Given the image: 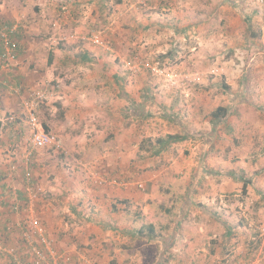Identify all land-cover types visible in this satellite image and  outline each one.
<instances>
[{"label":"rangeland","instance_id":"rangeland-1","mask_svg":"<svg viewBox=\"0 0 264 264\" xmlns=\"http://www.w3.org/2000/svg\"><path fill=\"white\" fill-rule=\"evenodd\" d=\"M4 26L17 28L19 63L35 82L21 95L5 89L11 108L0 103L20 129L3 156L10 173L24 172V199L7 213L28 256L8 249L17 264H36L28 241L39 264H68L51 235L102 223L135 231H112L122 253L153 258L148 243L165 239L158 257L173 255L178 233L205 243L180 249L198 264H264V0H0ZM83 53L90 60L74 64ZM64 84L88 108L60 128ZM219 107L226 117L212 120ZM30 111L53 145L33 147ZM168 136L184 139L158 152Z\"/></svg>","mask_w":264,"mask_h":264},{"label":"crops","instance_id":"crops-1","mask_svg":"<svg viewBox=\"0 0 264 264\" xmlns=\"http://www.w3.org/2000/svg\"><path fill=\"white\" fill-rule=\"evenodd\" d=\"M17 32L18 31H16V33L13 35V40L17 39ZM18 47V60L15 63H4L1 61L3 48L0 43V87L2 86L1 88L3 89L2 95L0 96V103H2V106H5L7 109L11 108V99L8 95L9 93H7L5 89L16 87L15 91L21 95V91L23 90L22 87L25 89H33L32 85H35V82H29L28 69L22 68V63H19L20 57L22 56V50L19 45ZM88 60H90V58L86 53H83L78 58V60H74L73 63L79 65ZM67 63V59H63L61 61V65H66ZM30 77L32 79V75ZM66 86L67 84L61 85L62 92L60 91L61 93L57 96L59 103H56V105L58 104V106H60L61 112L63 114V117H61L62 124L60 125V128L67 126L69 127L71 123L70 121H72L70 119V113L77 116L75 119L78 120L80 117L85 116L84 113H87L86 110L88 108L86 107L88 103L86 102L85 97H82V92H75L73 90V93L71 92V89L68 90ZM51 89L53 93H55L54 90L56 88L52 87ZM70 92L72 93L71 96L69 94ZM22 98L23 97L20 96V99ZM12 103H16L15 98L12 100ZM52 106L54 107L55 105L53 104ZM197 106L198 105L196 104V107H194V111L192 110L190 116L192 129L195 132L198 130L197 128H200V123L198 120L200 110L198 111ZM12 108H14L13 110H17L16 105ZM17 117H19L18 119L20 120V115H17ZM51 125L55 127L56 131H58L59 126L57 124ZM183 125L186 127V123H183ZM18 134H20L19 124L15 122L7 123L4 120V117L0 116V264H17L15 258H13V256L8 253V249L10 248L15 250V252L19 255L18 258L22 261L25 260V257L27 256V254H24L22 241H20L17 237L18 235L15 234L17 231L16 228V230H14V226L17 221L16 217H14L12 214L11 217H9L7 214L9 211L11 212L9 207L12 204H19V202L24 199V172L17 170V174H15L16 172L12 173V171L10 173L3 160V156H5V152L7 150V143L12 139L16 142L15 139H18ZM171 145H175V141L165 142L164 145L159 146L157 151L163 152V150H167ZM16 167L18 166L16 165ZM13 174H15V176ZM114 194L115 193H110L109 195L108 193H105L101 195V198L112 199ZM8 198H10V201ZM193 227L199 228L197 224ZM123 228L124 227L122 226L118 229H114L105 223L98 224V227H94L91 224H86L85 226H80L76 229H68L69 234H65V230L62 229L61 231L59 228V233L57 232L56 235L53 234L51 236L55 240L56 247L59 251L58 254L60 256L62 255L68 264H123L124 258L127 259L130 255H132L131 262L128 264H198L196 260L201 259L193 254L191 257H189V259L188 256H186L184 258L187 260H182L183 253L180 252V249L195 248L202 244L205 245V243L188 240L187 235L183 236V234L179 235L178 233H175V238H179H176L174 243L171 244V246L173 245V248L175 249L173 255L170 254L167 257H160L159 255L158 257L157 252L158 250H161V246L165 248L163 251L161 250L163 255H165L166 250L170 246L167 244L165 239L155 243H148V246H153L154 250L156 251V254H154L153 258H149L146 254H141V252L134 248V246H132L130 249L126 247V250L122 253L123 247H120L121 244L117 243V241L114 240V237H111V234L112 231L117 232V230H120L122 233L129 231V229L125 230ZM178 229L179 226H177V230ZM48 230L49 233L50 231L53 232L50 222ZM129 232L131 234H136L135 231L130 230ZM70 236H76L75 240L80 242V245H77L76 242H72L74 240L70 239ZM60 237L61 239L58 240ZM116 239L118 238L116 237ZM118 242H120V240ZM139 242L142 241L140 240ZM156 257H158L157 260Z\"/></svg>","mask_w":264,"mask_h":264},{"label":"built area","instance_id":"built-area-1","mask_svg":"<svg viewBox=\"0 0 264 264\" xmlns=\"http://www.w3.org/2000/svg\"><path fill=\"white\" fill-rule=\"evenodd\" d=\"M17 28L16 27H9V26H4L0 28V43L3 48V53L1 55V61L4 63H12L17 59L18 56V46L12 39L13 35L16 33ZM33 101L31 99V103L29 101L25 100V106L29 109L28 106H31V108L34 107V102L40 100L42 97L39 94H34ZM29 122L30 124L37 128V120L36 118L32 115V111L29 112ZM32 143L33 147L35 149H40L46 146L53 145L55 143V137L52 134H49L43 130L36 129L35 133L33 134L32 137ZM42 230H39L36 235H38L39 238H41V241L46 244V241L43 238V234H41ZM29 246H31L30 250L31 252L34 253L36 256L35 263L39 264L40 261L43 259L41 258V251L38 249V246L34 244V242L28 241ZM49 253L51 251L49 250ZM52 254V253H51ZM48 264H62L60 263L59 260L55 259L53 261H48Z\"/></svg>","mask_w":264,"mask_h":264},{"label":"trees","instance_id":"trees-1","mask_svg":"<svg viewBox=\"0 0 264 264\" xmlns=\"http://www.w3.org/2000/svg\"><path fill=\"white\" fill-rule=\"evenodd\" d=\"M228 113V109L227 108H224V107H219L216 109V111H214L212 113V120H215V121H219L220 119H223L226 117ZM47 130V129H46ZM181 137L179 138V136H168L166 137V140H158L159 144L162 146L164 145L165 142H171V141H181ZM147 231H148V234L150 236V239L151 240H154L156 238V235L154 233V228L153 226L149 225L147 227ZM137 233L141 236L143 235V229H139L137 231ZM167 251V250H166Z\"/></svg>","mask_w":264,"mask_h":264}]
</instances>
